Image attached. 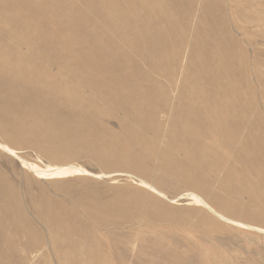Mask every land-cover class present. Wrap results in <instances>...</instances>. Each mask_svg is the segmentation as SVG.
I'll list each match as a JSON object with an SVG mask.
<instances>
[{"label":"rangeland","instance_id":"1","mask_svg":"<svg viewBox=\"0 0 264 264\" xmlns=\"http://www.w3.org/2000/svg\"><path fill=\"white\" fill-rule=\"evenodd\" d=\"M223 1L226 15L222 17L221 13H217L219 17L214 19L204 15V11L210 10L209 5L200 2L193 4L198 10V14L193 16L194 22L199 23L200 19L203 20L209 32L218 34L217 40L212 36L210 42L198 39L194 42L195 48L192 50L190 46L182 47L188 55L176 56L175 62H172L171 55L160 60L152 53L146 59V65L151 64L161 68L159 80L170 78L169 73L178 63L181 67H186L190 61L196 62L193 68L198 72L202 71L201 74L198 77L193 74L188 75L183 69L178 74L173 99L185 96V91H181V88L187 77L188 87L193 96L200 97L202 93L197 90L196 85L206 83L214 87L216 80L224 76L227 67L233 69L234 81L238 87L231 90L230 83L224 82L225 89L222 92H217L216 88L211 89L215 100L233 93L244 95L246 99L249 116L247 124H244L240 132L241 139L242 143L246 141V144L252 143L255 146L238 152L232 145L229 155L221 159V149L227 143L218 141L220 147L206 154L205 158L207 161L221 159L220 167L208 174L210 185L201 187L196 184L195 175L188 170L178 166H165L168 158L183 160L186 156L181 151L168 149L169 145L170 148L175 147L173 145L179 140L178 136L173 134L170 121L164 118L159 121L157 131L153 130V126L147 127L146 140L149 141L154 155L145 164L127 166L111 161L104 149L105 142L123 140L135 145L141 141L138 131L141 128L140 124L135 122L138 116L131 115L118 101L112 102L110 93L100 90L99 84L91 86L82 82L79 74L84 66L90 67L98 63L97 59H86L81 63L78 55L71 56L72 59L68 57L70 52L77 53L78 48L91 43L83 41L82 45H79L69 41L81 37L84 28L73 27L64 30L61 23L52 16L53 13L45 12L40 15V12L44 11V0H32L31 4L16 0H0V121L6 123L10 131L8 132L10 134L0 131V180L5 178L7 181L3 189L11 200L9 207L14 212L12 216L0 212V223L4 224L8 231L13 229L16 223L25 225L26 228L19 231L18 236L32 245L28 249H21L18 246L23 241L18 243L14 248L15 251L13 250L16 253L12 255L14 258L17 256L25 258L32 249H35L38 255L31 257L32 264L41 262L44 256L48 258V264H74L75 257L82 258L86 255L87 251L84 250L83 245L78 246L76 254L73 255L68 248L67 239L62 236L58 237L56 243V247L62 252L59 257L52 243L45 242L48 227L43 222L41 213H44V209L50 204L56 213H66V216L75 214L92 223L105 219L107 229L99 232L107 230L111 241L119 239L122 233L124 237L134 240V244L132 241L114 242L118 246L110 251L109 257L118 264H146L143 260L139 261L138 253L143 251L149 256H155L166 249L170 253L182 254L181 260L185 264H264V213L259 218L254 217L255 197L245 181L247 168L252 165L258 170L260 181H264V29L254 24H248L249 26L244 28L246 24L238 14L239 10H244L246 13L264 11V6L249 10L245 8V1ZM72 2L81 12L84 11L83 0H72ZM65 3L66 0L57 2L59 6ZM27 12L32 16L29 15L28 22L24 23L22 16ZM179 12H184L182 21L184 24L191 16L190 7L182 6ZM88 29L91 34H98L93 28ZM247 34H252V37H248ZM179 37L175 43L179 42ZM142 43L143 41H140L137 45L140 47ZM216 48L217 56H215ZM218 56L224 59L225 67L218 66L215 60ZM198 59L207 63L202 66L197 63ZM137 64L141 66L142 62L138 61ZM146 65L141 68H151ZM127 77L125 81L132 80V76ZM93 94L98 99L97 102H93L94 99H82L83 95L87 97ZM125 94L124 91L120 92L119 98ZM152 100H155V97ZM200 101L195 102L191 107L203 109L212 104L210 99ZM226 108L231 107L226 106ZM142 109L141 105L133 106L135 112ZM79 113L85 118L98 119L92 145L73 139L72 130L84 131L88 127V119L80 122L68 119V116ZM48 114H52L53 123H57V127L61 128L66 138L59 145L49 143L48 136L38 130L47 122ZM18 124L24 128L26 125L28 127L19 136L14 134ZM129 126L132 127L131 130L127 129ZM252 128L254 133H251ZM97 150L103 151L101 160L98 158ZM135 150L144 153L142 148L137 147ZM232 164L238 173H241L238 181L231 178L228 180L234 189V195L224 204L216 203L214 194L223 192L220 179L227 177V170ZM158 192L161 196L157 195ZM188 192H197L198 194H195L205 200L213 212L226 218V220L214 218L218 229L207 232L204 228H195L201 212L208 210L204 206L189 204L187 199L180 198ZM152 201L166 207V215L170 217L172 223L163 224L164 226L162 225L155 232L146 231L143 225L145 221L141 216L142 208ZM261 203L264 205V200ZM158 205L153 207L152 212L162 213ZM19 206L23 210L22 213L17 214ZM232 221L260 229L237 225ZM28 226L35 227V230L32 231L27 228ZM155 238L163 242V247L161 246L157 251L148 241ZM196 242L201 244L200 248H197ZM3 246L12 249L14 243L5 240ZM200 249L205 252H215L221 257V261L217 263L211 259L197 257L196 252ZM34 251L32 250L33 254ZM14 258H10L11 261L5 264H13L16 261H12ZM155 260L156 264H172L171 257L161 256L156 257Z\"/></svg>","mask_w":264,"mask_h":264},{"label":"bare ground","instance_id":"2","mask_svg":"<svg viewBox=\"0 0 264 264\" xmlns=\"http://www.w3.org/2000/svg\"><path fill=\"white\" fill-rule=\"evenodd\" d=\"M16 1H22L26 2L27 4H31L32 0ZM239 1H245V8L249 10L257 9L258 6H264V0H236V2ZM44 2V11H41L40 15H43L45 12L53 13L52 16L54 17V19L58 20L59 23H61L64 30H69L73 27L84 28L82 31L83 35L73 40L70 39V42L79 45H82L81 43L83 41L91 42L88 46H82L81 48H78L77 53L70 52L68 54V57L70 59H72L71 56L78 55L79 61L81 63H84L86 59L98 60V63L96 65H92L90 67L84 66L81 73L79 74L82 82L91 86L99 84L100 90L107 91L108 94L110 93L112 102L117 103L116 101H118V103L122 104L123 107H126L128 109L131 115L135 114L136 116H138L135 122L140 124L141 129L138 131L141 135V141H139L135 145L139 148L144 149V153H141L139 151L136 152L135 149L137 147L135 145L123 140H107L105 142L104 149L108 153V156L111 158V161L119 162L127 166L145 164L147 160L154 155L149 141L146 140L145 134L147 127L153 126V130L155 129V131H157L161 118L170 121L173 129L172 131L174 132L173 134H176L179 140L176 145L172 144L175 147L172 146L173 148H170L171 146L169 145L168 149L181 151L186 156L183 160H177L173 157L168 158L165 162V166H178L182 167V169L188 170L195 175L194 180L196 181V184L201 187H207L210 185L208 174L218 170V168L220 167L221 159H225V157L229 155L230 149H232V145L236 147L235 149L238 150V152L244 151L248 147L253 148L255 146V144L252 143L246 144L245 140V142L242 143L241 139L242 134L240 132L249 116L244 95L233 93L226 96L225 98L215 100V95L211 90L213 88H216L215 90L217 92H222V90L225 89L224 82L230 83L231 90L238 87L237 83L234 81V75L232 72L233 69L231 67H227V70L223 77L217 80L215 79L216 82L214 84V87H210L209 84L207 85L206 83H198V85L195 84L197 90L202 93L200 96L202 97V99H200L199 96H193L192 91L188 87V77L185 78L183 87L181 88V91H185V96H180L177 99H173V93L177 84V77L178 74L183 71V69L188 75L193 74L194 76L198 77V75L201 74L200 72L202 71L198 72L195 68H193L196 62L192 60L186 67H181L180 63H178V65L176 66L177 68H173L169 73L171 75L170 78L166 80H159L158 76L161 75V68H156L151 64L146 65V59L151 53L160 60H162L166 56L171 55L172 62H175L176 56L188 55L182 47L190 46V49L192 50L195 48L194 42H197L198 39L210 42V40H212L211 37L213 36V39L217 40L218 34H215L213 31L209 32V30L206 29V23L203 20L200 19L199 23L194 22L193 16L198 14V10L193 4L200 2L206 6L209 5L210 10L204 11V15L214 19L216 17H219V13L222 14V17L223 15H226L223 10V6L225 5L223 0H83V12H81L77 8V6H75L72 0H66L65 5L63 6H59L57 4L58 0H44ZM182 6H185L186 8L190 7L191 14L189 20H186L184 24H182V21L184 19V12H179ZM238 14L239 18L246 24L243 26L244 28L246 26H249L248 24H254L259 25L260 27H262L261 29H264V11L246 13L244 10H239ZM29 15H31L30 12L23 14L22 17H24V23L25 21L28 22ZM29 25L30 23H28V26ZM88 28H93L98 34H91ZM178 36H180L178 40L179 42L175 43ZM247 36L252 37V34H247ZM140 41H143V43L139 47L137 43ZM162 44L164 45L161 46ZM216 50L217 48L215 49V56H217ZM215 60L219 67H225V61L222 57H215ZM138 61L142 62L141 66L137 64ZM197 63L202 65L206 64L207 62L198 59ZM144 65L151 68L142 69L141 67L144 68ZM106 75L108 76L106 77ZM127 76H132V80L125 81V78H128ZM112 84H114V88L112 87ZM122 91H124L126 94L125 96L123 95V97L119 98L118 94ZM154 97L155 100H152V98ZM82 99H94L93 102H97L98 100L96 99V96L94 94L87 97L83 95ZM205 99H210L212 101L211 106L205 107L203 109L191 107L195 102H201L200 100ZM135 105H141L143 106V109L135 112L133 110V106ZM226 106H230L231 108L228 109L226 108ZM51 115H47V122L42 125L41 128H38V130L43 132L46 137L48 136L49 143L59 145V143H62L66 138L64 137V133L62 132L61 128L57 127V123H53ZM68 119L73 120L74 122H80L83 121V119H88V127L84 131L72 130L71 133L73 139L84 144L86 143L87 145H92V138L95 132V128L98 125L97 117H92L91 119L85 118V116H82V114L79 113L78 115L68 116ZM133 122L134 120H132V123ZM18 125L19 126L15 128L14 134H17L19 136L20 133L25 131L28 127H26L27 125L25 126V128L24 126L22 127V125L20 126V124ZM127 129L131 130L132 127L129 126L127 127ZM0 131L10 134L8 133L10 131L7 124L1 121ZM252 131L253 128L251 130V133H254ZM218 141H225V143H227L226 146L221 149V154L219 153L221 155V159L207 161L205 158L206 154L220 147ZM96 153L98 155V158L100 159L103 151L97 150ZM250 159L251 158H249V160ZM234 167L235 166L233 164L231 166L229 165V168L227 170V177H223L220 179V185L226 195H224L222 191L214 194V201L216 203L218 202L219 204H224L229 197L234 195V189L228 180L231 178L235 181H238V179H240L241 177V173H238V171ZM247 169L248 172L245 176V181L246 185L251 188V191L254 193L255 207H253L256 208L254 217L259 218L260 215L264 213V205L261 203L262 200H264V181H260L258 170H256L253 165ZM6 183L7 181L5 178H3V180H0V212L3 215L12 216L14 215V212L9 207V203L11 202V200L8 199V195L3 189V186ZM141 183L143 184L144 182L141 180ZM195 193L188 192V194L185 193L186 195L180 197L187 199L189 204H199L201 206H204L208 210L201 212L199 216V222L196 223L195 228H204L205 230H207V232L213 231V229H218L216 228L217 226L214 223V218L219 217L224 220H226V218L223 215L216 213L215 211L213 212L208 203L200 196H198V193ZM28 194L30 193L28 192ZM157 195L161 196L160 192H158ZM16 198L17 197L15 196L14 199ZM158 204L156 201H152L149 205H146L144 206V208H142V212L140 211L141 216L145 221L143 222V225H145L146 231L155 232L163 224H172L170 217L166 215V207L162 204ZM157 205L162 209L160 210L162 213L152 212L154 210L153 207H157ZM105 209L106 208H104V211ZM22 210V207L19 206L16 213H22ZM44 210L45 212L41 213L43 215L42 219L48 227V234L45 233V237L47 238L45 242L49 241L52 243L54 249H56L55 251L58 257L60 256V253H62L60 252L61 249L56 247L57 239L60 236L67 239L69 244L68 248L72 254H76V248L80 245H83V247L85 248L84 250L87 251L86 255H84L82 258L73 256L76 258V263L74 262V264H118L113 260V258L109 257L110 251L118 246L115 243L118 241L122 243H130L132 241V243L134 244L135 242L130 238L128 239L127 237H124L122 235L123 233L120 234L122 238L118 237L119 239L111 241L110 233L107 230L105 232H99L100 230L107 229L105 219L104 221L99 220L96 223H92L80 218L75 214H73L72 216H66V213H56L54 211V208L51 207L50 204H48V206ZM193 211L196 212V210ZM233 223L237 225L247 226V224L239 221ZM115 224L117 226V223ZM247 227L260 229L252 226ZM25 228V225L16 223L13 229L8 231L5 228L4 224L0 223V264H5L10 260V258H14L12 255L16 254L14 252V248L17 247L18 243L23 241L20 246H18V248L21 249H28L32 246L27 241L21 240L18 236L19 231ZM27 228L31 229L32 231L35 230V227L33 226H28ZM115 237L113 239H115ZM5 240L13 241L14 246H12V249H7L3 246ZM148 241L156 251L160 250L161 246L163 247V242L161 239L155 238ZM195 245L198 246L197 248H200L199 245L201 244L199 242H196ZM32 250L34 251L35 249ZM32 250L25 258L16 255L17 258L15 257L12 260H16L15 262H13V264H32L33 262L31 260V257L38 255L36 254L37 250L34 251L35 254L32 253ZM196 255L201 259H211L217 263L221 261V257L212 251L205 252L203 250L201 251L200 249L196 252ZM161 256L171 257L172 264H185L181 260L183 257L182 254H180L179 252L170 253L168 252V249H166V251L163 250L155 256H149L143 251L138 253V258H140L139 261L143 260L146 264H156L155 258ZM37 264H48V258L44 256L42 261Z\"/></svg>","mask_w":264,"mask_h":264}]
</instances>
